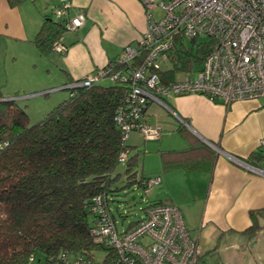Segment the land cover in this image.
<instances>
[{"label": "crops", "instance_id": "0c3cea01", "mask_svg": "<svg viewBox=\"0 0 264 264\" xmlns=\"http://www.w3.org/2000/svg\"><path fill=\"white\" fill-rule=\"evenodd\" d=\"M63 4V23L81 13L84 21L59 39L57 44L65 46V51L44 56L32 40L44 19L54 17V10ZM144 11L140 0H22L15 6L0 0L2 97L22 98L16 95L22 88L62 87L115 61L121 49L136 45L141 38L147 23ZM167 97L168 109L159 104L165 111L160 106L153 109V102L145 109L147 122L162 130L152 140L157 141L153 145L158 155L160 151L204 144L215 158L210 169L207 164L213 159L211 154L201 164L202 169L180 165L164 171L160 166L148 175L159 179L157 186L168 187L174 181L188 185L180 201L168 195L166 202L179 208L198 246L200 242L204 248L214 244L221 264H264V176L241 163L254 161L264 169V147L260 150V140L264 141V99L236 101L227 107L198 94ZM179 127L188 136L179 132ZM168 130L181 138L166 133ZM254 152H260L261 157L256 159ZM195 201L197 208L191 214L188 207ZM254 225L258 228L249 233ZM201 251L200 259L204 254Z\"/></svg>", "mask_w": 264, "mask_h": 264}, {"label": "trees", "instance_id": "16d2710c", "mask_svg": "<svg viewBox=\"0 0 264 264\" xmlns=\"http://www.w3.org/2000/svg\"><path fill=\"white\" fill-rule=\"evenodd\" d=\"M7 1L9 6H15L22 0ZM54 17L44 19L32 40L44 56L65 51V46L56 50V45L70 29L61 18ZM184 41L174 47L164 69L159 68L158 73L167 82L177 80L178 70L190 73L195 63L201 66L212 47L211 42L195 39L187 47ZM128 84L103 87L98 82L68 89V100L33 125H29L25 109L14 103V98H3L0 91V264H33L37 251L44 254L45 264L63 256L94 261V253L99 250L106 251L100 264L109 262L113 251L94 234L97 214L91 209L93 199H102L114 221L108 196L118 190L114 183L120 180V173L116 172L120 162L126 164L124 188L135 184L145 192V182L156 178L145 173L138 177L135 167L140 150L127 143L128 139H122V132L114 123L115 110L130 89ZM178 130L188 136L184 128ZM122 154L123 160L119 159ZM253 154L256 159L262 155ZM207 155L214 157L203 144L160 151L158 157L161 170L180 165L196 170L202 169ZM214 158L207 168L212 167ZM159 203H150L143 211ZM257 228L251 226L248 232ZM30 256L33 259L28 261Z\"/></svg>", "mask_w": 264, "mask_h": 264}, {"label": "built area", "instance_id": "2783aa9c", "mask_svg": "<svg viewBox=\"0 0 264 264\" xmlns=\"http://www.w3.org/2000/svg\"><path fill=\"white\" fill-rule=\"evenodd\" d=\"M145 9L146 28L136 45H126L115 62H108L91 75L66 84L65 90L90 86L103 79L112 83H129L130 89L114 114V123L127 140L138 131L146 140H155L162 132L147 121L146 108L156 102L168 109L162 96L169 94L203 95L225 106L241 100L264 99V0H140ZM66 5L54 10L64 17ZM159 8L160 14L154 10ZM84 15L69 18L66 28L75 30ZM208 38L211 49L202 65L191 75L172 82L159 72L174 47L183 40ZM57 50L63 47L56 45ZM121 66V67H120ZM189 74V73H188ZM64 87V86H62ZM49 88L42 91L62 90ZM172 111V110H170ZM264 141L260 140V148ZM122 154L119 159L123 160ZM264 176V169L242 162ZM240 163V164H241ZM159 179L146 181V191ZM96 227L94 234L113 256L107 264H197L201 257L198 246L177 206L169 203L150 205L137 223L122 232L110 217L102 199H93ZM33 259L29 257L28 261ZM52 264H100L87 258L63 256Z\"/></svg>", "mask_w": 264, "mask_h": 264}, {"label": "rangeland", "instance_id": "374dc122", "mask_svg": "<svg viewBox=\"0 0 264 264\" xmlns=\"http://www.w3.org/2000/svg\"><path fill=\"white\" fill-rule=\"evenodd\" d=\"M155 15H159L160 9L157 8L154 11ZM198 42H208V38L199 37L197 40ZM187 47H191V41L185 40L184 41ZM197 42V43H198ZM195 51V48H193ZM160 66L164 69L166 63H160ZM193 69L191 71H195L194 69H198L200 65L195 63L193 65ZM189 71V70H188ZM188 71L185 70H178L177 78H183L185 76L191 75L193 72L188 74ZM54 71L51 72L50 78H52ZM101 85L108 86L112 82L109 79H104L99 82ZM44 88V86H43ZM42 87L40 89H43ZM2 92V90H0ZM43 90H27V88L18 89L16 95L22 96V98H15V102L19 107L24 108L29 116V125H33L40 120H42L46 113L51 111L56 105L61 103L63 100H68L69 98V91L68 90H56V91H48L47 93H42ZM15 95V93H14ZM171 94L167 95L170 96ZM167 96H162L163 100L166 104L169 103V98ZM16 97V96H13ZM155 104L152 106L153 109H156L157 106H160L158 103L153 102ZM159 107L160 110H164ZM165 111V110H164ZM168 134H175L178 138H181L178 133L173 131H167ZM129 135V134H128ZM130 137L127 140V143L131 145H136L140 152L138 159V166L135 167V171L138 174V177L141 173L148 174L149 172H153L155 170H159L161 163L160 159L158 158V153L156 152L157 146L153 144H157V141L152 140H145L143 136L139 134L138 131H131ZM136 136V137H135ZM183 140V139H181ZM183 142V141H182ZM125 166L126 164L120 162L118 165L117 171L120 173V180L117 181L115 187L118 188L117 191L113 193V195L108 196L109 201V209H111L114 215V221H116L117 228L119 232H122L126 229L129 224L132 222L137 221L138 218H141L143 213L144 206L158 201H163L167 203L168 195L175 196L180 201V197L183 198L184 192L188 191V185L184 182L180 181L174 183H170L168 187H164L163 184L156 185L152 189L148 190L147 192L141 188H138L135 184L130 185L129 188H124L125 182ZM160 173V172H159ZM163 175V174H162ZM170 204V203H169ZM196 201L188 207L192 210V213H195L197 208ZM192 231V230H191ZM201 250H204V254L202 258L198 261L197 264H221L219 255L216 253L214 249V244L204 248L202 243L199 244ZM206 249V250H205ZM214 249V250H212ZM106 255V251L99 250L94 253V261L97 263H101L104 260V256ZM45 256L43 253L37 251L34 252V260L33 264H45Z\"/></svg>", "mask_w": 264, "mask_h": 264}, {"label": "water", "instance_id": "95a60500", "mask_svg": "<svg viewBox=\"0 0 264 264\" xmlns=\"http://www.w3.org/2000/svg\"><path fill=\"white\" fill-rule=\"evenodd\" d=\"M66 86H64V87H61L60 89H62V90H65L66 88H65Z\"/></svg>", "mask_w": 264, "mask_h": 264}]
</instances>
